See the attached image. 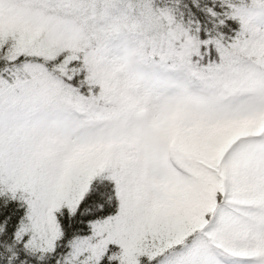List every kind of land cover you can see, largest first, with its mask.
<instances>
[{"label":"snow or ice","instance_id":"6c2138e0","mask_svg":"<svg viewBox=\"0 0 264 264\" xmlns=\"http://www.w3.org/2000/svg\"><path fill=\"white\" fill-rule=\"evenodd\" d=\"M0 264H264V0H0Z\"/></svg>","mask_w":264,"mask_h":264}]
</instances>
